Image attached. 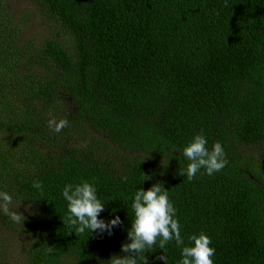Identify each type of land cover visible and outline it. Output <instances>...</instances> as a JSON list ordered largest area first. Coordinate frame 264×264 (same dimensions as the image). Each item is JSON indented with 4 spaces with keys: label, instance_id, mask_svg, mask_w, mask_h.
<instances>
[{
    "label": "trees",
    "instance_id": "1",
    "mask_svg": "<svg viewBox=\"0 0 264 264\" xmlns=\"http://www.w3.org/2000/svg\"><path fill=\"white\" fill-rule=\"evenodd\" d=\"M8 1L0 0V190L14 194L25 220L0 215V229L27 237L20 261L105 264L123 255L136 190L161 183L185 245L204 232L215 264H264V167L250 153L264 142V0H28L62 29L42 46L24 40ZM52 117L69 126L52 132ZM201 132L209 148L223 145L229 164L189 181L182 150ZM74 133L82 140L69 147ZM144 174L152 179L143 183ZM82 180L95 181L101 218L123 221L113 235L64 225L62 189ZM180 253L170 242L168 264ZM146 255L164 264L159 248Z\"/></svg>",
    "mask_w": 264,
    "mask_h": 264
},
{
    "label": "clouds",
    "instance_id": "2",
    "mask_svg": "<svg viewBox=\"0 0 264 264\" xmlns=\"http://www.w3.org/2000/svg\"><path fill=\"white\" fill-rule=\"evenodd\" d=\"M68 126L67 119L57 120L52 117L48 120V128L57 134ZM182 156L188 164L185 169L180 170V175L186 176L189 181L196 178L201 170L212 176L229 164L223 145L217 141L209 148L208 139L203 132L195 135L183 148ZM121 179L124 183L128 181L127 176ZM151 179V176L144 174L143 183ZM32 187L41 195L44 194L45 186L42 181H34ZM61 195L67 202L63 222L72 232L103 237L113 235L114 229L122 227L123 221L119 215L108 220L101 218L106 204L99 196L95 181L67 183ZM13 202L12 192L0 190V215L12 224L19 225L24 223L25 216L18 210H13ZM131 209L134 219L127 230V240L130 242L121 244L123 255L114 254L105 264H148L146 253L153 248H159L165 253L158 259L168 264L166 250L173 241L181 249L179 264H215L213 257L216 249L211 246V237L206 233L192 234L188 237L189 244L185 245L178 209L161 183L153 184L147 190L142 187L137 189L132 198Z\"/></svg>",
    "mask_w": 264,
    "mask_h": 264
},
{
    "label": "rangeland",
    "instance_id": "3",
    "mask_svg": "<svg viewBox=\"0 0 264 264\" xmlns=\"http://www.w3.org/2000/svg\"><path fill=\"white\" fill-rule=\"evenodd\" d=\"M7 4L11 15L22 25L24 29L23 38L26 41L29 40L38 46H42L47 40L56 39L55 37L57 34L62 31L58 24L52 22L48 23L43 20L37 6L33 2L28 0H9ZM59 39L65 46L70 44L69 34L63 32ZM68 139V142L65 143L69 147L80 145L79 143L82 140V138H78L77 133H74ZM22 147L24 149V146ZM55 148V146L50 145L49 150L54 151ZM250 153L257 157L260 164L264 167V142L252 148ZM15 210L24 212L20 206H17ZM26 241H28L27 237L21 232L8 230V235L2 236L0 229V249H5L4 258L2 260L3 264H24L23 261H20L22 252L19 247L23 246V244L25 245Z\"/></svg>",
    "mask_w": 264,
    "mask_h": 264
}]
</instances>
